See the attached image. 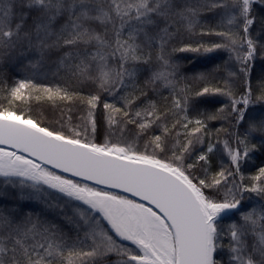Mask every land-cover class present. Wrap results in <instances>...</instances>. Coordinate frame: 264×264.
I'll return each instance as SVG.
<instances>
[{"label": "snow or ice", "instance_id": "obj_1", "mask_svg": "<svg viewBox=\"0 0 264 264\" xmlns=\"http://www.w3.org/2000/svg\"><path fill=\"white\" fill-rule=\"evenodd\" d=\"M256 4L264 0H0V64L34 53L26 68L54 63L77 86L26 77L0 89L8 102L0 105V200L11 201L0 203V264H264V203L240 211L246 193L264 197V166L250 185L241 171L264 151V115L250 114L264 104V73L252 83L258 54L264 59ZM209 15L214 26L202 23ZM197 35L222 42H184ZM221 50L223 64L191 77L172 60L177 51ZM190 79L204 86L179 87ZM33 92L78 101L80 123L67 115L65 134L17 115L15 103ZM216 96L227 103L200 109ZM216 120L229 125L216 131L228 139L214 143L207 121ZM217 143L229 166L208 177ZM201 162L206 178L195 175Z\"/></svg>", "mask_w": 264, "mask_h": 264}, {"label": "trees", "instance_id": "obj_2", "mask_svg": "<svg viewBox=\"0 0 264 264\" xmlns=\"http://www.w3.org/2000/svg\"><path fill=\"white\" fill-rule=\"evenodd\" d=\"M256 11L258 14H264V5L256 4L254 5ZM207 21L208 24H211L214 26V19L211 15L206 16L203 18L202 23ZM197 32H199V28L196 29ZM185 43H192L193 46H195L197 43H204L205 45L210 46L213 43H219L222 42L219 37L216 36H194L191 40H185ZM174 46L176 48H179L182 46L180 43L174 42ZM15 55V54H12ZM33 54H29L26 58L17 56L16 59H12L11 56L5 57V61L3 64H0V89H2L5 84L7 86H12L13 81L19 80L22 78H31L34 83L42 84L45 86H55V85H61V86H68L70 88L77 87L74 82H69L66 84L64 79V70L58 69L57 66L54 63L50 62H44L39 64L38 67L34 69H28L25 67L27 60L32 59L34 57ZM228 59V52L227 51H217L210 54H201V53H191V52H174L172 53V60L174 63H177L180 65V75L181 76H187L191 77L194 74L198 72H208L210 71L215 65L217 64H223L225 60ZM232 70H235V67L232 68ZM264 73V59L260 58V55L258 54L257 60H256V66L253 73V87L255 89L258 78L260 75ZM211 79V78H210ZM216 79H219V76L216 77ZM212 83H215L213 80ZM189 86L193 90H199L201 87H203V83L198 80H185L181 81L179 87H185ZM165 96H168V91H164L163 93ZM36 95H40L41 99L37 101L34 97ZM6 96V92L0 91V105L7 107L8 102L4 98ZM33 98L30 100H27L25 102H16L14 107V110L16 111L17 115H19L21 112L24 113L23 118L27 119L29 116L37 123L40 124L42 127H49L50 130H62L65 132V134H68V124L66 123V116L71 115L72 116V124H79L80 120L78 119L81 111L83 110L82 107L79 106V102H74L71 104H66L63 102H52L46 99V94L44 93H37L33 92L32 94ZM104 99H109V97H105L102 95V101ZM227 103V98L225 97H205L202 99L199 107L201 110L206 112H215L219 107H221L223 104ZM69 107L73 109L72 112H68ZM65 114V120L61 121L60 123H56L58 118L61 116V114ZM250 114L254 116H261L264 115V104H257L254 105L251 110ZM190 118H196L198 116L196 111H190L188 113ZM97 119L100 121V128L96 136V142L102 143L103 142V109L102 104L101 107L97 110ZM61 124H64V127L61 128ZM208 130L212 133V141L215 143L217 140L223 141L225 139H228V137L221 132L219 136L216 135V131L219 128H227L229 125L222 121V120H216V121H207ZM232 129H230L231 131ZM242 130V129H241ZM257 142L256 140H253V143ZM142 143V142H141ZM207 144V138H205V148ZM199 147V146H197ZM195 157H193L192 160H188V163H192L194 161ZM221 164L224 166H229V160L226 155V153L223 150V144L217 143L216 151L213 154H210V167L209 171L207 173V176L210 177L214 173L218 172L220 170ZM203 162H201V165H197V170L195 172V175L199 176L200 178H206L205 174L202 171ZM264 166V151H259L250 157L247 161H245L242 165L241 171L244 176L243 183L245 184H251V180L249 179L251 176L255 175L259 169V167ZM235 179L239 182L240 177L236 176ZM4 180L3 177H0V182ZM12 191L13 195H15V191L10 189ZM211 192L212 190H206ZM221 194L223 193V188L220 189ZM0 203L2 204H8L11 203V201L8 200H0ZM261 203H264V197H257L254 193H246L245 194V200L243 201L240 211H246L251 209L253 206L259 207ZM26 206L34 208L35 210L39 211L41 208V205L33 202H27ZM239 213L236 214V216L231 217V219L238 218ZM228 220L226 219L224 223H227ZM130 247L132 245L128 244ZM110 260H115V256L109 257Z\"/></svg>", "mask_w": 264, "mask_h": 264}, {"label": "water", "instance_id": "obj_3", "mask_svg": "<svg viewBox=\"0 0 264 264\" xmlns=\"http://www.w3.org/2000/svg\"><path fill=\"white\" fill-rule=\"evenodd\" d=\"M48 167H50L51 168V166L50 165H48ZM55 171H60V170H58V169H56ZM64 175H69L70 176V174H66V173H63ZM76 179H79V178H76ZM113 191H116V192H119L120 194H123V195H128L130 198H133L132 196H131V194L130 193H124L123 192V190H120V189H114ZM136 199H138L139 200V198H136ZM125 244H130V242H124ZM131 245V244H130Z\"/></svg>", "mask_w": 264, "mask_h": 264}, {"label": "rangeland", "instance_id": "obj_4", "mask_svg": "<svg viewBox=\"0 0 264 264\" xmlns=\"http://www.w3.org/2000/svg\"><path fill=\"white\" fill-rule=\"evenodd\" d=\"M12 179H13L14 181H17V182H18L20 178H19V177H14V178H12Z\"/></svg>", "mask_w": 264, "mask_h": 264}]
</instances>
